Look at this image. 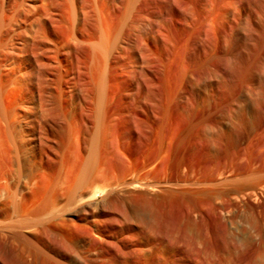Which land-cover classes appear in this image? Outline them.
<instances>
[{
	"label": "rangeland",
	"instance_id": "rangeland-1",
	"mask_svg": "<svg viewBox=\"0 0 264 264\" xmlns=\"http://www.w3.org/2000/svg\"><path fill=\"white\" fill-rule=\"evenodd\" d=\"M73 247L264 264V0H0V264Z\"/></svg>",
	"mask_w": 264,
	"mask_h": 264
},
{
	"label": "bare ground",
	"instance_id": "bare-ground-1",
	"mask_svg": "<svg viewBox=\"0 0 264 264\" xmlns=\"http://www.w3.org/2000/svg\"><path fill=\"white\" fill-rule=\"evenodd\" d=\"M63 248H67L66 245H63ZM66 252V249L63 253ZM81 253V254H80ZM10 264H25L21 259H19L15 255H10ZM70 260L74 264H89V260L86 255H84L77 247L72 248V254L70 256Z\"/></svg>",
	"mask_w": 264,
	"mask_h": 264
}]
</instances>
